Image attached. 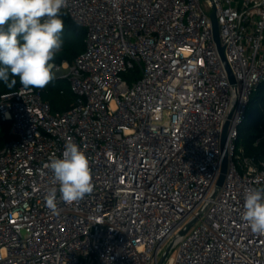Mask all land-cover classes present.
<instances>
[{
    "label": "built area",
    "instance_id": "1",
    "mask_svg": "<svg viewBox=\"0 0 264 264\" xmlns=\"http://www.w3.org/2000/svg\"><path fill=\"white\" fill-rule=\"evenodd\" d=\"M62 9L87 29L61 76L73 105L53 111L22 85L0 95L14 135L0 146V264H157L170 245L166 264H264V235L242 219L246 190L264 188V159L236 143L264 81V0H67ZM69 141L94 186L72 204L43 168ZM53 187L57 213L45 199Z\"/></svg>",
    "mask_w": 264,
    "mask_h": 264
},
{
    "label": "clouds",
    "instance_id": "2",
    "mask_svg": "<svg viewBox=\"0 0 264 264\" xmlns=\"http://www.w3.org/2000/svg\"><path fill=\"white\" fill-rule=\"evenodd\" d=\"M67 0H0V81L22 90L42 89L53 79V61L60 51L64 23L60 17ZM59 185L60 199L72 204L93 191L90 162L69 141L62 158L43 165ZM47 207L57 213V188L46 195ZM243 221L253 233L264 235V188L246 190Z\"/></svg>",
    "mask_w": 264,
    "mask_h": 264
},
{
    "label": "trees",
    "instance_id": "3",
    "mask_svg": "<svg viewBox=\"0 0 264 264\" xmlns=\"http://www.w3.org/2000/svg\"><path fill=\"white\" fill-rule=\"evenodd\" d=\"M60 17L64 23L63 32L60 34L63 45L51 62L56 64L69 62L71 64L85 48L87 29L76 23L63 9H61ZM14 78L17 83L12 89L7 88L5 83L0 81V95L21 86L19 78ZM40 90L43 98L50 103L53 111L69 109L76 99L68 77L53 75L50 83ZM13 137L11 122L0 120V146ZM236 143L244 149L247 155L256 159H264V81L257 86L250 96L244 119L238 128Z\"/></svg>",
    "mask_w": 264,
    "mask_h": 264
},
{
    "label": "water",
    "instance_id": "4",
    "mask_svg": "<svg viewBox=\"0 0 264 264\" xmlns=\"http://www.w3.org/2000/svg\"><path fill=\"white\" fill-rule=\"evenodd\" d=\"M211 16H212V21H213L214 35H215L216 42H217V44H218L219 51H220V53H221V55H222V57H223V59H224L226 65H227L229 71H230L231 79L234 80L233 74H232V72H231V70H230V68H229V65H228L227 61H226V57H225V54H224V47H223V46L221 45V43H220V37H219V25H218V21H217V17H216V12L213 11V12L211 13ZM225 131L227 132V128L225 129ZM225 141H226V136H225L224 139H223V144L225 143ZM225 169H226V165L223 166V169H222V172H221L220 178H219V180H218V182H217V186H216V188L214 189V192H216L217 189H218V187L222 184V181H223V178H224ZM196 220H197V217H195V218L192 219L189 223H187V224L185 225V227L179 232V235H184V234L188 231V229H189V228H190V227L196 222ZM170 248H171V245L168 246V248L166 249V251L162 254V256L160 257V259H159V261H158L157 264H162V263H163L165 257L167 256V254H168L169 251H170Z\"/></svg>",
    "mask_w": 264,
    "mask_h": 264
},
{
    "label": "rangeland",
    "instance_id": "5",
    "mask_svg": "<svg viewBox=\"0 0 264 264\" xmlns=\"http://www.w3.org/2000/svg\"><path fill=\"white\" fill-rule=\"evenodd\" d=\"M68 64L69 62H63L62 64H59L60 65L59 69L53 68L52 69L53 75L56 77H61L62 75L66 74L68 71V67H69ZM163 264H166V263H163Z\"/></svg>",
    "mask_w": 264,
    "mask_h": 264
}]
</instances>
